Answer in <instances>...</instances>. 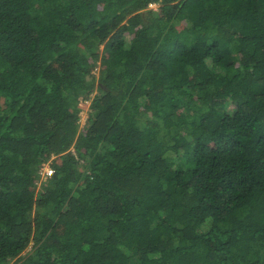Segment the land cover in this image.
<instances>
[{
  "label": "trees",
  "instance_id": "obj_1",
  "mask_svg": "<svg viewBox=\"0 0 264 264\" xmlns=\"http://www.w3.org/2000/svg\"><path fill=\"white\" fill-rule=\"evenodd\" d=\"M0 264H264V0H0Z\"/></svg>",
  "mask_w": 264,
  "mask_h": 264
},
{
  "label": "rangeland",
  "instance_id": "obj_2",
  "mask_svg": "<svg viewBox=\"0 0 264 264\" xmlns=\"http://www.w3.org/2000/svg\"><path fill=\"white\" fill-rule=\"evenodd\" d=\"M160 5H161L160 2L151 3L149 8H151L153 10H158ZM94 73L98 74L99 73V68H94ZM95 93H93V94H95ZM92 97H93V95H92ZM91 101H92V98L88 99L87 101H81L80 102L81 107H83V110L81 111L82 125H84L85 119L88 117L89 111H91V109H90ZM50 170H51V168L49 167V164H46L44 166V170H43V173L41 175V178L38 181V187H41L42 182L47 178V175L49 174Z\"/></svg>",
  "mask_w": 264,
  "mask_h": 264
}]
</instances>
